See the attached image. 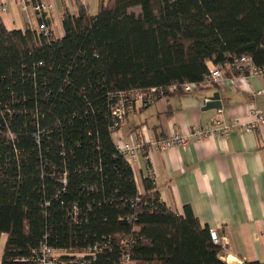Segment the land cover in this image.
I'll list each match as a JSON object with an SVG mask.
<instances>
[{"label":"trees","instance_id":"obj_1","mask_svg":"<svg viewBox=\"0 0 264 264\" xmlns=\"http://www.w3.org/2000/svg\"><path fill=\"white\" fill-rule=\"evenodd\" d=\"M37 22L0 19V264H33L42 243L96 245L92 264H228L188 206L172 211L150 178L139 193L110 109L121 91L199 84L208 62L264 68V0H99L93 16L64 8L61 38L49 12Z\"/></svg>","mask_w":264,"mask_h":264},{"label":"crops","instance_id":"obj_2","mask_svg":"<svg viewBox=\"0 0 264 264\" xmlns=\"http://www.w3.org/2000/svg\"><path fill=\"white\" fill-rule=\"evenodd\" d=\"M0 0V19L9 31L40 30L31 0ZM51 6L55 38L64 34L62 13L84 7L95 15L99 0H40ZM1 7L6 11L2 12ZM212 63L208 62L209 67ZM264 79L246 82L231 72L218 84L185 95L170 94L146 106L135 105L116 132V140L154 142L173 134L206 128L217 117L226 124L249 121L257 108L264 113ZM219 94L222 108L205 110V100ZM139 193L143 181L154 180L165 205L184 216L188 206L201 227L215 229L221 238L222 260L228 264L264 262V125L253 132L233 130L227 137L189 139L184 147L140 152L129 163ZM7 236L0 237V262Z\"/></svg>","mask_w":264,"mask_h":264},{"label":"built area","instance_id":"obj_3","mask_svg":"<svg viewBox=\"0 0 264 264\" xmlns=\"http://www.w3.org/2000/svg\"><path fill=\"white\" fill-rule=\"evenodd\" d=\"M24 6V1L21 0ZM25 7V6H24ZM33 11L36 15L48 13L51 9L49 5L40 0H33ZM1 11H6L5 7H1ZM231 72L236 78L242 82H246L250 77H261L264 79V68L255 65L252 58L249 56L234 57L224 63L208 67V73L203 77V81L199 84L194 82H181L169 85L167 88L151 87L145 92L139 91H121L115 95L110 111L113 118L112 136L116 148L123 157L131 163L140 152H143L147 147L154 150L166 151L173 147H184L188 144L189 139L200 140L210 136L227 137L233 130L242 132H253L264 125V113L255 108L249 113V121L234 119L232 123L226 124L217 117L211 119L209 126L206 128H194L187 133L173 134L171 136L159 139L154 142L147 140H136L133 142H124L116 140V132L125 123L127 114L135 106H149L160 99H164L170 93L190 94L199 88L220 83ZM264 92V88L258 94ZM208 100L206 99L205 102ZM210 239L214 244H220L221 238L217 230H209ZM101 252L98 246L89 247L81 252H73L71 250L57 251L45 243H42L37 249L32 250V255L25 261H31L33 264H92L91 261L96 254ZM87 258V259H86ZM118 264H138L131 259L128 253H123Z\"/></svg>","mask_w":264,"mask_h":264},{"label":"water","instance_id":"obj_4","mask_svg":"<svg viewBox=\"0 0 264 264\" xmlns=\"http://www.w3.org/2000/svg\"><path fill=\"white\" fill-rule=\"evenodd\" d=\"M205 110H220L222 105L220 103V98L218 93H214L211 97L208 98V101L205 102Z\"/></svg>","mask_w":264,"mask_h":264},{"label":"rangeland","instance_id":"obj_5","mask_svg":"<svg viewBox=\"0 0 264 264\" xmlns=\"http://www.w3.org/2000/svg\"><path fill=\"white\" fill-rule=\"evenodd\" d=\"M32 3H33V0H31V5H32ZM47 4V3H46ZM48 5V4H47ZM50 6V5H49ZM51 7V6H50ZM50 12V11H49Z\"/></svg>","mask_w":264,"mask_h":264}]
</instances>
